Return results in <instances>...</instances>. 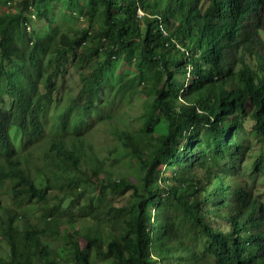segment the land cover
Here are the masks:
<instances>
[{
  "label": "trees",
  "instance_id": "16d2710c",
  "mask_svg": "<svg viewBox=\"0 0 264 264\" xmlns=\"http://www.w3.org/2000/svg\"><path fill=\"white\" fill-rule=\"evenodd\" d=\"M11 3L0 264H264V0Z\"/></svg>",
  "mask_w": 264,
  "mask_h": 264
},
{
  "label": "rangeland",
  "instance_id": "374dc122",
  "mask_svg": "<svg viewBox=\"0 0 264 264\" xmlns=\"http://www.w3.org/2000/svg\"><path fill=\"white\" fill-rule=\"evenodd\" d=\"M16 2H18V0H12V3L11 4H14V3H16ZM7 5H8V2L6 3ZM0 10H1V6H0ZM63 12H64V10H62V9H60V8H57L56 9V18L57 19H62V15H63ZM139 13H141V12H139ZM68 17V16H67ZM66 17V18H67ZM65 18V19H66ZM65 19H63V20H65ZM67 19H69V18H67ZM44 24H45V22H41L40 24H39V26H42V27H44ZM82 25H84V20H82V19H77V18H74V26H82ZM58 96H63V97H65V90H63L62 92H60L59 94H58ZM4 97V96H3ZM60 101H61V99L55 104V106L53 105V112L54 113H57V112H59V110H60ZM130 113H131V115H134L135 113H136V111L134 110V111H130ZM245 125L246 126H249L250 125V122L249 121H246L245 122ZM108 130L105 128V127H103V126H101V127H97L95 130H94V132L92 133V135H91V140H92V142H93V144L94 145H96V146H100L98 149H100V151H97V154H98V156H105L107 153H108V150H107V147H105L103 144L105 143V141H106V137H107V132ZM254 147H256V145H254ZM110 159H112V157H109V159L107 160L108 162L110 161ZM39 178V177H38ZM37 184H38V179H36V181H35ZM256 186L258 187V188H260L261 190H264V176L263 177H261L257 182H256ZM69 199H70V197H67V198H65V204H68V202H69Z\"/></svg>",
  "mask_w": 264,
  "mask_h": 264
},
{
  "label": "clouds",
  "instance_id": "9594fccd",
  "mask_svg": "<svg viewBox=\"0 0 264 264\" xmlns=\"http://www.w3.org/2000/svg\"><path fill=\"white\" fill-rule=\"evenodd\" d=\"M140 12V11H139Z\"/></svg>",
  "mask_w": 264,
  "mask_h": 264
}]
</instances>
